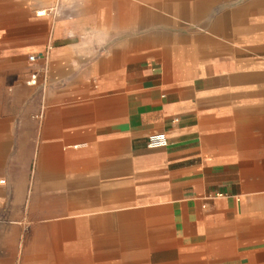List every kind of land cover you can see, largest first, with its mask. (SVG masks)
<instances>
[{"label":"crops","instance_id":"crops-1","mask_svg":"<svg viewBox=\"0 0 264 264\" xmlns=\"http://www.w3.org/2000/svg\"><path fill=\"white\" fill-rule=\"evenodd\" d=\"M51 3L0 0V264H264V0Z\"/></svg>","mask_w":264,"mask_h":264},{"label":"rangeland","instance_id":"rangeland-1","mask_svg":"<svg viewBox=\"0 0 264 264\" xmlns=\"http://www.w3.org/2000/svg\"><path fill=\"white\" fill-rule=\"evenodd\" d=\"M5 63V60H2L0 65H4ZM0 66V77L1 78H4V80H6V83L9 82L10 79L13 80V78H15V72L10 69L8 66ZM21 106H23V104L19 101L16 102V100L14 99H11L9 96H5L4 92L3 91H0V124L1 123H6L8 122L9 120H7L9 117H8V114L9 113H18V108H21ZM15 119L16 121H19V115H15L14 117H12V121L15 122ZM3 158L5 160H7V156H3ZM3 168L4 171H2L1 173V178L5 181V182H8V178L5 176V173H6V168L8 166V162H2L0 164ZM260 165H264L263 163H261ZM30 227H26V230L29 231ZM48 245V244H45V246ZM51 245V244H49ZM20 247H24L23 246V243H19V248Z\"/></svg>","mask_w":264,"mask_h":264},{"label":"built area","instance_id":"built-area-1","mask_svg":"<svg viewBox=\"0 0 264 264\" xmlns=\"http://www.w3.org/2000/svg\"><path fill=\"white\" fill-rule=\"evenodd\" d=\"M51 1V5L46 8V9H41L38 11V14L41 15H45L47 13L50 12H54L56 11V7H57V0H49ZM39 58V55L37 54H32L29 56V60L30 62H35L37 61V59ZM39 76H40V71H34L30 74L29 80H28V85H37L38 84V80H39ZM169 144V140L168 137L166 135L165 132H153L151 134H149L147 136V147L150 149H161V148H165L166 146H168ZM225 194L223 193H216L211 197H220V196H224ZM1 220V218H0Z\"/></svg>","mask_w":264,"mask_h":264}]
</instances>
